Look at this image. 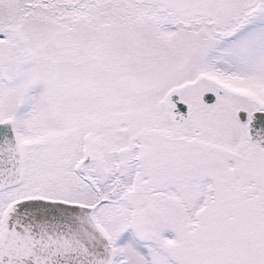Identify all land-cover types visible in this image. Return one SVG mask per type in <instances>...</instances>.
Here are the masks:
<instances>
[{"label":"snow or ice","instance_id":"obj_1","mask_svg":"<svg viewBox=\"0 0 264 264\" xmlns=\"http://www.w3.org/2000/svg\"><path fill=\"white\" fill-rule=\"evenodd\" d=\"M0 264H264V0H0Z\"/></svg>","mask_w":264,"mask_h":264}]
</instances>
